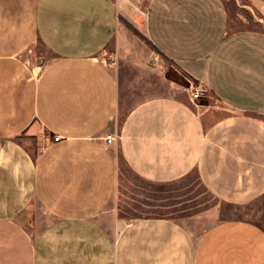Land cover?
Wrapping results in <instances>:
<instances>
[{"label": "crops", "instance_id": "crops-1", "mask_svg": "<svg viewBox=\"0 0 264 264\" xmlns=\"http://www.w3.org/2000/svg\"><path fill=\"white\" fill-rule=\"evenodd\" d=\"M151 59L121 117V77L145 81ZM168 66L205 96L180 97ZM119 157L151 183L195 174L224 202L264 198V0H0V264H264L251 221L194 235L119 217Z\"/></svg>", "mask_w": 264, "mask_h": 264}, {"label": "rangeland", "instance_id": "rangeland-1", "mask_svg": "<svg viewBox=\"0 0 264 264\" xmlns=\"http://www.w3.org/2000/svg\"><path fill=\"white\" fill-rule=\"evenodd\" d=\"M142 2L146 5L148 0H142ZM126 27L131 34L127 38V45L140 54L146 52L148 55L151 44L130 23L126 22ZM40 49L43 51L42 47ZM107 59L110 63H116L114 57H107ZM168 61L169 65H174L173 62ZM155 64V59L147 60L145 68L139 64L140 71L145 72L142 73L145 81L137 82L134 76L132 80L124 82L125 79L122 80L124 74L121 77L123 83L119 113L121 117L128 107L138 101L141 95L139 91H144L149 82L153 81L150 77L152 72L149 67L153 68ZM165 75L174 81L180 97L192 101L189 89L191 86L196 87V84L189 83L186 74L169 67ZM157 79L158 76H155V80ZM145 82L147 84H144ZM119 171V188L109 209L121 218L129 220L143 217H168L184 225L194 235L200 234L208 226L227 220H247L264 229V198L247 205L224 202L212 195L195 174L176 183H151L137 176L128 168L121 157H119ZM37 211L34 207L25 211L22 220L26 227L30 228L31 216L38 213Z\"/></svg>", "mask_w": 264, "mask_h": 264}, {"label": "built area", "instance_id": "built-area-1", "mask_svg": "<svg viewBox=\"0 0 264 264\" xmlns=\"http://www.w3.org/2000/svg\"><path fill=\"white\" fill-rule=\"evenodd\" d=\"M190 99L192 101L200 99L205 96V91L199 87L191 86L189 89ZM60 140V136L56 135L54 137V141ZM113 140V137L111 135L107 136L106 141L110 142Z\"/></svg>", "mask_w": 264, "mask_h": 264}]
</instances>
